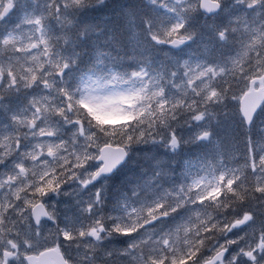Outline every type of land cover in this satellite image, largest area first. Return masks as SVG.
Masks as SVG:
<instances>
[{
	"label": "snow or ice",
	"instance_id": "snow-or-ice-1",
	"mask_svg": "<svg viewBox=\"0 0 264 264\" xmlns=\"http://www.w3.org/2000/svg\"><path fill=\"white\" fill-rule=\"evenodd\" d=\"M234 3L246 37L227 0H0V264H264V0Z\"/></svg>",
	"mask_w": 264,
	"mask_h": 264
},
{
	"label": "rangeland",
	"instance_id": "rangeland-1",
	"mask_svg": "<svg viewBox=\"0 0 264 264\" xmlns=\"http://www.w3.org/2000/svg\"><path fill=\"white\" fill-rule=\"evenodd\" d=\"M43 2L44 1L41 0V3H43ZM227 4L228 5H234L231 8V12L229 13V15H231L233 17H238V16L242 17L241 21H240V25H239L240 33H241L242 36L246 37L249 31L257 29V19L259 18V16L255 12L247 11L243 4H235L234 0H227ZM245 11H247V16L246 17L243 16ZM221 17H223L224 19L225 18L227 19V15H222ZM223 23L224 22H222L221 24H223ZM206 29L207 30H206L205 34L211 35L212 30L209 29L208 27ZM203 43H206V41L202 40L201 44L203 45ZM217 46L219 47V45H217ZM189 47L192 48L194 46L191 47V45H189ZM224 47H225V49H227L228 47H231V45H227L226 44ZM194 51L201 52L202 48H197ZM195 58L196 57H193V59H195ZM13 103H15V101H13ZM1 109H2V111L0 113L3 112V108H1ZM240 124L242 125L240 118L237 115H233L232 118H231L230 128H234V126H238ZM253 129H254L253 136H254V138H257L256 143L260 142V143H257V144L255 143L256 151H257V153H259L261 151H264V140L260 139V137L262 135L261 129H264V118L258 117L256 119V121H255ZM4 130L5 129H4L3 121H0V132H3ZM240 135L244 136L245 135L244 131H242ZM30 142H31V138H29V140L26 141V143H30ZM199 147H201V146H196V148H199ZM246 149H247V146H246ZM244 152H245V150H240L239 153L242 155ZM188 153H191V151L189 150ZM242 161L243 160H241V162ZM4 170L5 169L3 167H0V171H4ZM94 187L95 186H93V187L89 186V188L86 189L85 192L87 193L88 191H91ZM61 199H65V198H61ZM61 202H63V201H61ZM69 202H70V200H69Z\"/></svg>",
	"mask_w": 264,
	"mask_h": 264
},
{
	"label": "trees",
	"instance_id": "trees-1",
	"mask_svg": "<svg viewBox=\"0 0 264 264\" xmlns=\"http://www.w3.org/2000/svg\"><path fill=\"white\" fill-rule=\"evenodd\" d=\"M84 15L86 16V17H88V16H92L93 15V13H91V12H87V13H84ZM209 20L210 19H206V20H204V23H201V21L200 22H198L196 19H194V21H193V26L194 27H200V29H202V30H207L206 28V24H207V22H209ZM240 126L241 127H243V125H241L240 124ZM246 146H247V141H246V139H245V135L244 136H239L238 138H235V144H234V147H235V151L239 154L237 157H240L241 156V158H244V154L246 153V151H247V149H246ZM240 150H245V152L241 155L239 152H240ZM111 190V189H110Z\"/></svg>",
	"mask_w": 264,
	"mask_h": 264
},
{
	"label": "bare ground",
	"instance_id": "bare-ground-1",
	"mask_svg": "<svg viewBox=\"0 0 264 264\" xmlns=\"http://www.w3.org/2000/svg\"><path fill=\"white\" fill-rule=\"evenodd\" d=\"M85 13H87V12H85ZM205 32H206V30L203 31L202 33L205 34ZM255 121H256V120H255ZM255 121H254V124H255ZM253 127H254V125H253ZM234 128H235V129H234ZM234 128H231V131H232V133H234L235 138H238L239 136H241L240 134H241V132L243 131V127H241L240 125H238V126H234ZM195 148H196V146L191 147V149H192L193 151L195 150ZM143 162H144V161H143V157H140V158L137 159V164H138V165L141 164V163H143Z\"/></svg>",
	"mask_w": 264,
	"mask_h": 264
}]
</instances>
